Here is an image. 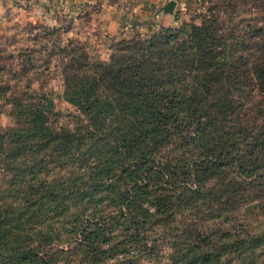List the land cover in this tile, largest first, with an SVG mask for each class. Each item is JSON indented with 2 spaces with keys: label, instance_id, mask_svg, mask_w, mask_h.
<instances>
[{
  "label": "trees",
  "instance_id": "trees-1",
  "mask_svg": "<svg viewBox=\"0 0 264 264\" xmlns=\"http://www.w3.org/2000/svg\"><path fill=\"white\" fill-rule=\"evenodd\" d=\"M204 16L184 20L183 36L168 26L145 38L113 36L109 61L64 67L65 97L88 117L84 129L51 126L42 101L17 105L14 125L0 128V264H56L62 242L110 240L101 233L106 218L133 217L139 229L154 213L166 221L177 204L192 210L224 163L249 178L264 172V122L242 125L246 99L264 98V27L227 34L218 15ZM180 148L195 158L181 163ZM240 194L229 193L233 204ZM194 259L221 262L211 251Z\"/></svg>",
  "mask_w": 264,
  "mask_h": 264
},
{
  "label": "rangeland",
  "instance_id": "rangeland-1",
  "mask_svg": "<svg viewBox=\"0 0 264 264\" xmlns=\"http://www.w3.org/2000/svg\"><path fill=\"white\" fill-rule=\"evenodd\" d=\"M190 1L178 9L177 22L167 21L160 24L156 31L162 34L160 26L176 27L175 32L182 35L181 30L189 31V27L182 25L184 20L200 24L205 14L218 15L224 22L223 28L227 34L239 35L249 28L264 27V0ZM95 5H85L89 12L75 25L63 20L61 14L54 24L31 22L25 9L12 7L4 12V18H0V128L14 125V116L20 115L17 106L20 102L35 106L39 101L45 103L49 122L56 129L80 130L86 127L88 117L79 106L65 97L63 71L64 67L78 64V61H109L110 48H116L111 39L99 36L103 25L101 18L95 16L98 9ZM213 5L215 9L210 10ZM151 31L132 29L125 35L141 34L145 38L151 35ZM72 48L89 58L75 57L71 54ZM263 99H246L242 125H246L248 130L253 123L264 122V113L257 112L260 107L264 109ZM29 111L21 110L22 119L30 117ZM246 139L252 141V137ZM178 153L181 163L191 161L196 155V152L189 153L181 148ZM247 155L250 154L247 152ZM244 161L247 167L252 165L250 160ZM56 171H59V167L52 175ZM216 171L202 184L209 195L207 198L196 197L194 209H188L186 206L189 205L177 204L173 211L170 209L166 212L172 214L166 221L154 213L156 217L152 216L139 229L136 223L138 219L133 217L127 220L121 218L118 222L106 218V222L101 221L106 228L101 233L102 237H111L110 240L94 237L91 240L97 239L95 247L86 239L85 245L68 240L62 242L60 247L64 246L66 250L58 254L56 264H186L191 259V264H199L195 256L207 251L213 253V259L215 255H220L221 262L215 264H264V172L256 178L241 176L237 175L238 167L228 163L217 167ZM193 185L196 183H191ZM235 188L241 194L235 197L238 202L233 204L229 193ZM165 194L158 193V198L165 197ZM156 203V199L149 202L152 211H155ZM111 211L117 215V209ZM131 213L138 216L137 211ZM94 230L88 229V233ZM54 245L57 246V242ZM210 264H214L213 260Z\"/></svg>",
  "mask_w": 264,
  "mask_h": 264
},
{
  "label": "crops",
  "instance_id": "crops-1",
  "mask_svg": "<svg viewBox=\"0 0 264 264\" xmlns=\"http://www.w3.org/2000/svg\"><path fill=\"white\" fill-rule=\"evenodd\" d=\"M170 0H0V18L9 8H20L28 11L27 17L31 22L57 23L61 14L63 20L75 25L80 23L83 15L88 13L85 5L96 4V17L102 21L99 33L104 39L122 36L130 30H155L160 24L177 22L178 9L190 3V0H176L174 12H166L163 7ZM130 13L136 14L139 26L130 22ZM72 29V28H71ZM82 27H80V30ZM97 36V35H93ZM93 38V37H92Z\"/></svg>",
  "mask_w": 264,
  "mask_h": 264
},
{
  "label": "water",
  "instance_id": "water-1",
  "mask_svg": "<svg viewBox=\"0 0 264 264\" xmlns=\"http://www.w3.org/2000/svg\"><path fill=\"white\" fill-rule=\"evenodd\" d=\"M177 1L176 0H170L164 7L163 9L166 12H174V8L176 7Z\"/></svg>",
  "mask_w": 264,
  "mask_h": 264
},
{
  "label": "built area",
  "instance_id": "built-area-1",
  "mask_svg": "<svg viewBox=\"0 0 264 264\" xmlns=\"http://www.w3.org/2000/svg\"><path fill=\"white\" fill-rule=\"evenodd\" d=\"M130 22L134 23V24H137V26H139V20H137L136 14L130 13Z\"/></svg>",
  "mask_w": 264,
  "mask_h": 264
}]
</instances>
